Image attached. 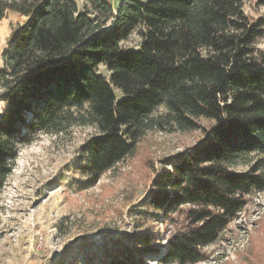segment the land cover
Segmentation results:
<instances>
[{
  "label": "trees",
  "instance_id": "16d2710c",
  "mask_svg": "<svg viewBox=\"0 0 264 264\" xmlns=\"http://www.w3.org/2000/svg\"><path fill=\"white\" fill-rule=\"evenodd\" d=\"M248 1L121 0L113 11L104 0H0V21L7 12L25 19L2 55L0 191L19 147L40 134L93 127L81 154L94 185L132 157L147 132H193L200 120L212 122L206 140L153 181L147 201L162 219L175 214L179 226L161 264L204 260L202 249L244 208L245 196L264 191V56L254 48L264 18L245 15ZM132 33L139 47L125 50ZM160 107L165 117L151 120ZM240 163L250 170L235 172ZM143 249L112 264H143ZM237 264H264V218Z\"/></svg>",
  "mask_w": 264,
  "mask_h": 264
},
{
  "label": "rangeland",
  "instance_id": "374dc122",
  "mask_svg": "<svg viewBox=\"0 0 264 264\" xmlns=\"http://www.w3.org/2000/svg\"><path fill=\"white\" fill-rule=\"evenodd\" d=\"M104 1L113 11L121 2ZM243 11L252 20L264 18V7L257 6L256 0L246 2ZM24 22L12 12L0 21V71L2 55ZM139 44L137 33H132L121 47L137 50ZM254 48L264 56V36L255 40ZM97 74L107 80L110 77L103 67ZM4 95L0 89V115ZM115 97L117 102L123 99L119 91ZM165 115L166 110L160 107L150 119ZM212 124L200 120L201 128L193 132L170 127L147 132L136 153L94 185L84 171L86 158L81 154L82 145L97 134L93 127L73 128L58 136L40 134L20 146L0 191V264H112L124 254L142 250L137 242L145 237L154 242L143 249V264H161L167 239L179 226L172 220L175 214L162 219L147 206L152 183L170 170V164L200 146ZM250 168L251 164L240 163L233 170L247 173ZM244 200V208L220 231L216 241L202 249L204 260L197 264H237L247 256L264 218V191H253ZM150 249L160 254L154 255Z\"/></svg>",
  "mask_w": 264,
  "mask_h": 264
}]
</instances>
